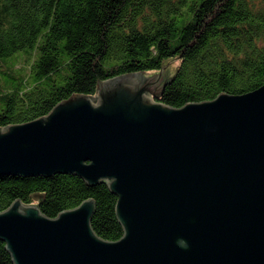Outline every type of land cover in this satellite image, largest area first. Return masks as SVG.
Instances as JSON below:
<instances>
[{"label": "water", "instance_id": "water-1", "mask_svg": "<svg viewBox=\"0 0 264 264\" xmlns=\"http://www.w3.org/2000/svg\"><path fill=\"white\" fill-rule=\"evenodd\" d=\"M166 66L0 129V176L106 182L124 230L101 238L93 199L55 218L16 200L0 212L13 264H264V85L175 108Z\"/></svg>", "mask_w": 264, "mask_h": 264}, {"label": "trees", "instance_id": "trees-1", "mask_svg": "<svg viewBox=\"0 0 264 264\" xmlns=\"http://www.w3.org/2000/svg\"><path fill=\"white\" fill-rule=\"evenodd\" d=\"M176 60L161 98L175 108L264 85V0H0V129L46 116L101 81ZM34 194H44L35 201ZM95 200L92 227L124 230L106 182L72 174L0 176V212L16 200L55 218ZM0 241V264H13Z\"/></svg>", "mask_w": 264, "mask_h": 264}, {"label": "rangeland", "instance_id": "rangeland-1", "mask_svg": "<svg viewBox=\"0 0 264 264\" xmlns=\"http://www.w3.org/2000/svg\"><path fill=\"white\" fill-rule=\"evenodd\" d=\"M175 67H176V60L169 62L165 68V70L167 71V74L172 75L175 71ZM158 74L159 72H154V73H149V74L145 73V75H147L146 78L156 76Z\"/></svg>", "mask_w": 264, "mask_h": 264}]
</instances>
